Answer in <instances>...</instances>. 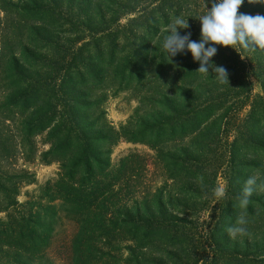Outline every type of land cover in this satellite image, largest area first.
Instances as JSON below:
<instances>
[{
    "label": "trees",
    "instance_id": "16d2710c",
    "mask_svg": "<svg viewBox=\"0 0 264 264\" xmlns=\"http://www.w3.org/2000/svg\"><path fill=\"white\" fill-rule=\"evenodd\" d=\"M124 1L125 4L111 14V27L101 31L89 30L87 34L81 29L90 23L84 27L73 16L62 17L53 8L47 9L46 18L50 22L48 34L54 38L51 37L47 47L45 77L36 75L34 82L37 85L44 80L38 86L47 94L44 95L46 108L41 109L42 114L38 113L40 106L37 102L40 96L37 91L40 89L31 88L27 83L25 87L19 86L24 70L19 66V60L12 59L10 62L8 71L14 75L11 77L18 76V82L14 80L12 84V87H17L18 95L9 96L7 103L14 100L21 105L22 111H30L26 101L35 100L31 113L37 117L25 118L20 135L26 141L47 131L49 150L44 153L43 161L56 163L58 169L54 178L23 203L18 201L19 189L27 183L21 175L23 171L12 175L0 172V264H92L91 258L96 259L93 252H99V249L110 253L106 255L107 264L112 260L115 264H147L146 252L157 254L150 257V264H181L179 255L189 249L196 251L192 254V257L196 256L193 264L208 259L209 264H217L220 258L229 263L264 264V192H258L261 180L257 181L249 204L242 209L241 194L235 195L232 188L244 186L246 178L241 174L233 178L228 176L226 193H229L230 200L220 209L218 224L209 233L218 246H209L207 254L204 247L207 241H203V248L197 245L200 242L196 239V228H192L193 231L187 229L182 220H162L164 210L157 189L151 195L141 191L138 181L141 173L146 172L147 165L139 154L130 153L116 164L110 158L111 148L120 140L146 146L155 153L157 160L161 150L166 149V143H175L178 154L185 156L182 160H193V170L209 166L207 161L199 162L202 156L213 160L218 158L221 162L215 167L217 171L225 164H233L243 150L245 155L264 153L263 137H257L255 133L256 125L262 119V114L256 113V102L261 99L257 97L252 101L251 98V79L263 81L264 70L261 73L259 62L264 60V49L247 52L238 46L235 50L217 46V54L212 58L217 66L227 70L228 76H242L235 77L231 87L238 90L232 95L238 101L235 99L231 105L240 109L239 106L245 107L251 100V111L246 117L251 129L248 138L242 143L235 137L225 147L221 135H217L214 128L215 115L221 105L218 97L209 96V91L202 88L198 101L193 98L187 103L190 109L181 104L179 114L175 113V93H182L189 99L188 94L200 88L201 80L215 78L195 72L193 69L197 70L199 64L191 63L190 53L168 59L162 48L163 37L168 30H153L170 15H185L183 18L189 20V27L181 35L191 32V38L198 40V18L207 7L210 8V0L189 3L184 0H152L149 4L153 7H145L147 1L143 0ZM260 2L262 0H252L251 3L244 0L238 14L264 15V3ZM121 17L132 18L120 25ZM60 36L65 37L67 47L60 45ZM83 40L86 42L76 46ZM124 44H128L129 53L120 58L118 50ZM100 45L103 47L99 48ZM90 51L98 65H92L83 76L79 65L83 63V54ZM248 56L254 57L250 61L246 59ZM31 57V71L35 74L39 58L36 55ZM105 67L114 68L111 80L120 83L147 85L152 79L156 81L152 94L156 111L152 117L144 119L149 125L143 123L141 129H133L129 118L125 126L115 130L106 122L104 112L91 110V105L99 107L100 103L96 99L90 102L87 94L95 84L104 80L102 73L106 71ZM195 82L197 85H194ZM81 87L87 93H78ZM62 92H66V97ZM262 106L264 108L263 102ZM182 143L186 144L180 147ZM10 150L0 145V162L12 158L13 148L10 147ZM193 156L196 157L190 159ZM180 160H173L175 169L182 167ZM24 161L29 162L27 157ZM239 166L240 170L247 167L244 164ZM204 207H196L193 211L182 208L181 214L194 217L196 221ZM179 212L176 211V214ZM241 214L247 219L246 232L235 236L234 244L241 253L232 257L223 252L224 247L220 244L228 241L230 234L227 229ZM163 252L168 260L166 262L158 259Z\"/></svg>",
    "mask_w": 264,
    "mask_h": 264
},
{
    "label": "rangeland",
    "instance_id": "374dc122",
    "mask_svg": "<svg viewBox=\"0 0 264 264\" xmlns=\"http://www.w3.org/2000/svg\"><path fill=\"white\" fill-rule=\"evenodd\" d=\"M143 1H147V3L144 4L145 7L154 6L153 4H149L152 0ZM184 1L189 3L194 0ZM124 4V0H0V145L9 150L10 147L13 148L12 158L6 160L3 159V161L0 162V172L12 175L23 171L21 175H23L24 181L27 183L22 184L19 189V202L23 203L28 197L36 195V191L39 187L43 186L48 180L54 178L58 165L56 163H47L43 161L44 153L49 150V146L46 142L47 131L37 134L32 140L26 141L22 139V136L20 135L22 131L20 128L21 123L25 118L30 117V119H35L37 117L31 113L33 108L32 104L35 103V100L31 101L29 99L26 101L25 105L31 107V109H29L30 111H22L21 105H19L18 102H14V100L9 104L7 103L6 99L9 96L18 95L17 87H12L14 80H17L18 82V76L15 75V77H11L14 75L8 71L10 70V62L12 59L19 60V66L24 70L23 81H19V86L25 87V83H27L28 85H31V88H33V86L39 88V85H42L44 80H38L39 82L36 85L34 83L35 78L36 75L40 78L45 77L48 59L47 47L51 37L54 38L53 35L48 34L47 28L49 27L50 22L46 18L47 9L53 8L57 15L62 17L73 16L77 18V20H80V25H84V27L90 23L87 26L88 28L81 29V31H84L87 34L89 30L101 31L102 29H107V27L110 26L109 21L112 19L111 14L115 12L117 7ZM132 17H121L119 19V24L124 25L127 22V19ZM174 17L177 16L170 15L167 20L160 21V24L156 25L153 30L157 29L161 32L167 31L168 25L166 22L169 23ZM58 38L60 45L67 47L68 43L65 41V37L60 36ZM156 38L157 35L155 36L154 41ZM85 42L86 40H83L82 42L80 41L76 46L79 47ZM127 46L128 44H124L122 47H119L118 57L121 58V55H124L122 57L128 56L129 51L127 52ZM100 47H103V45H100L99 48ZM132 47L133 46H131L130 49H132ZM256 49L258 48L251 51H255ZM32 55H36V57L39 58L35 65L37 71L35 74L31 71V66L33 65ZM253 57L254 56H248L246 59H250L251 61ZM82 58L83 63L79 66L81 69L80 71L84 76V73H86L92 65H96V59L93 57L92 51L83 54ZM220 60L222 59L220 58ZM190 61L193 64H198L193 62L191 57ZM213 62L217 64L215 59H213ZM220 62L222 63L223 61ZM259 63L262 67L260 70L262 73L264 70V60ZM104 70H106L102 73L104 80L95 84L93 89L87 94L90 102H93V99H96L100 103L99 107H95V105H91L89 102V105H91L92 108L91 110L104 112L106 122L115 130H118L120 126H125V123L129 121V118H131L129 125L133 129H141L143 123L149 125L144 119L152 117L156 111L153 102L154 97L152 95L155 92L156 81L152 79L147 85L120 83L117 80H111L114 68L111 69L105 67ZM193 70L196 71V69ZM235 77L239 78L242 76H228V78H231L228 79L229 83H220L216 79H211L209 81L201 80L202 83H200V88H197L196 91L194 90L192 94H188L189 99H186V97L179 92L177 94L175 93L174 96L176 114H179V106L181 104H185V106L189 108L190 105L187 103H190L193 98H195L194 101L197 102V99L202 93V88H204V91H209V96L213 98L218 97L221 105L220 110L216 112L215 115L216 121L214 128L215 133L221 135V140H223L222 142L225 147L227 144L231 143L235 137L238 138L239 142L244 143L251 131L249 123L246 121V117L251 111V107L249 106L251 100L245 107L239 106L240 109H236L235 105H231L236 99V97H232L233 93L238 92V90H233L231 88L234 85ZM262 80L264 81V76H262ZM263 81L260 82L256 79H251L252 101L258 97L264 103ZM194 85H197V82H195ZM22 93L24 96L26 95L24 92ZM37 93L40 95L37 101L40 106L38 113L42 114L41 109L44 110L46 108L44 95L47 94H45V91L42 88L38 90ZM78 93H87V91L85 92L81 87ZM62 95L63 97H66V92H62ZM236 101H238V99H236ZM261 101L259 100V102H256V113H261L262 119L258 121L259 123L256 125L255 133L257 137H261L262 135L264 141V108ZM147 111L149 112L147 113ZM144 116L145 118H143ZM185 144L186 143H182L180 147H183ZM177 146L178 145L175 143H166V149L161 150V153L159 154L160 158L157 160L155 153L146 146L120 140L111 148L110 158L111 161L116 164L119 159L130 153L139 154L141 160L146 162L147 165L146 172L141 173V177L138 181L142 187L141 191L146 195H151L152 193H155V190L157 189V195L161 199L162 209L164 210L162 220H182V223L185 225L187 224V229L193 231L192 228H196V239L200 242L197 245H201L200 247L203 248V241H207L206 246L204 247L206 250L205 253L208 254L209 246H218L215 244V240L210 238L209 233L214 230L216 224H218L220 209H222V207L225 206V203L230 200L228 198L229 193H226L228 191V176L232 175L233 178L235 175L241 174L246 180L249 177H255L257 181L261 180V188L258 187V192H264V153L255 155V152H251L249 155H245L243 154V150L238 153L237 160L233 164H225L217 171L215 167L221 161L218 158L213 160L210 159L209 156H202L200 157L199 162L202 164L207 161L209 166L205 169L193 170L191 167V161L193 160H182L185 156L183 154H178L179 150ZM26 157L29 162L24 161ZM195 157L196 156H193L190 159H194ZM176 158H180V161L183 162L182 167L177 169H175L176 167L173 165V160ZM240 164H244L247 167L244 170H240ZM237 166L239 169H234V167ZM231 168L233 169L231 170ZM149 187H152V189H148ZM243 188V185L237 187L234 186L232 188L233 193L235 195H240L243 192ZM216 190H220L223 193V196H217ZM206 198H208L207 201ZM202 205L205 206L204 210L200 212L196 221V218L191 217L188 214H186L188 217H184L181 214L182 208H190L191 211H193V209ZM176 211H180L179 214H176ZM192 223H194V225H192ZM59 229L60 224L57 227V231ZM209 240L212 241L210 242ZM234 240L235 236H230L227 242H222L220 244L224 247L223 252L226 255H232V257H236L241 253V250L234 244ZM99 252H93V256H95L96 259L93 257L91 258L92 264H107L106 258L108 256L106 255H109L110 253L105 249H99ZM194 252L196 251H190L189 249L180 254L179 257L181 258V264H193L194 261H196V256L195 258L192 257ZM201 252L202 251H200V253ZM147 253L148 255H146ZM146 254L145 257L148 260L147 264H150V257L157 256V254L149 255V252H146ZM186 255H188V257H185ZM160 256L161 257H158V259L161 261H168L164 252ZM125 257L126 255L124 254L123 258ZM98 258L101 259L98 260ZM51 262L53 263V261ZM220 263L239 264L235 261L229 263L224 258H220L219 263L217 264ZM109 264H115L114 260L109 262ZM197 264H209V259L203 263L200 261Z\"/></svg>",
    "mask_w": 264,
    "mask_h": 264
},
{
    "label": "clouds",
    "instance_id": "9594fccd",
    "mask_svg": "<svg viewBox=\"0 0 264 264\" xmlns=\"http://www.w3.org/2000/svg\"><path fill=\"white\" fill-rule=\"evenodd\" d=\"M243 2L244 0H210V8L207 7L198 18L200 22L198 40L191 38V32L181 35V32L189 27V20L182 15L172 18L162 43L167 58L171 60L178 54L190 53L193 62L199 64L195 72L213 77L220 83L228 82L227 70L223 66H217L212 59L217 54V46L234 50L238 46L247 51L255 48L264 49V15L238 14ZM251 2L252 0H249V3ZM260 3H264V0ZM256 184L255 177H249L245 181L240 197L242 209L249 204ZM216 195L223 196V193L216 190ZM246 225V216L241 214L227 231L230 236L243 235L246 232Z\"/></svg>",
    "mask_w": 264,
    "mask_h": 264
}]
</instances>
